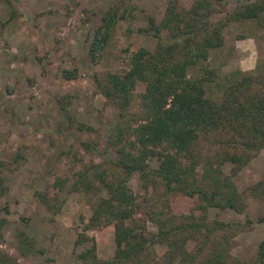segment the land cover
<instances>
[{"label":"trees","instance_id":"16d2710c","mask_svg":"<svg viewBox=\"0 0 264 264\" xmlns=\"http://www.w3.org/2000/svg\"><path fill=\"white\" fill-rule=\"evenodd\" d=\"M133 10L130 0H115L103 10L88 45L90 63L115 24L132 17ZM231 21L261 28L264 0H164L158 15L146 14L144 25L127 28L132 35L153 36L154 46L130 51L121 72L91 73L94 90L114 110L106 138L113 156L81 161L69 174L55 175L33 190L51 215L70 192L97 195L83 227L111 223L113 252L99 258L94 244L81 247L76 264H264V235L244 256L230 251L232 237L250 227V218L224 220L208 214L210 207L242 213L247 195L264 203V179L243 189L232 180L264 146V71L257 66L222 69L224 60L215 52L223 45L222 28ZM76 74L75 66L60 70L65 79ZM137 81L143 82L140 91L135 90ZM58 99L70 118L68 101ZM78 143L91 153L98 140L82 135ZM22 158L15 150L9 162L15 167ZM225 162L230 163L228 172L222 169ZM135 172L144 190L139 201L127 183ZM137 209L145 219L134 216ZM262 220L264 213L257 216ZM18 237L20 254L34 251L23 230ZM158 242L165 245L161 255L154 248ZM0 264L18 262L0 249Z\"/></svg>","mask_w":264,"mask_h":264},{"label":"rangeland","instance_id":"374dc122","mask_svg":"<svg viewBox=\"0 0 264 264\" xmlns=\"http://www.w3.org/2000/svg\"><path fill=\"white\" fill-rule=\"evenodd\" d=\"M115 0H0V249L13 255L18 264H76V252L94 244L99 258L114 248L111 223L84 228L95 194L70 192L53 215L33 195L55 175L69 174L81 161H101L113 156L106 143L114 110L93 87L91 73L127 67L130 51L141 45L154 46L149 34L132 35L145 24V15H158L164 0H130L132 17L119 20L110 32L97 60L90 63L88 45L101 22L103 10ZM231 1L226 8L231 7ZM249 21H231L222 28L223 45L215 53L224 60L222 69L264 71V26L253 29ZM241 34V35H240ZM77 68L72 79L60 75L62 67ZM143 89L137 81L135 90ZM66 99L70 118L59 99ZM84 126L78 128L77 123ZM90 126L91 128H88ZM85 135L98 140L93 152H85L78 139ZM15 150L23 154L17 166L10 163ZM80 158V159H79ZM230 163L222 165L228 172ZM264 179V146L232 175L238 189ZM137 201L143 194L138 174L128 181ZM244 212L210 207V217L244 221L250 227L232 237L231 252L244 256L264 235V203L246 196ZM137 209L134 216H143ZM144 219L146 218L143 216ZM147 227L155 225L147 220ZM32 239L34 251L20 254L18 231ZM81 239L80 243L76 238ZM85 236L87 238H85ZM161 255L164 243H155Z\"/></svg>","mask_w":264,"mask_h":264}]
</instances>
